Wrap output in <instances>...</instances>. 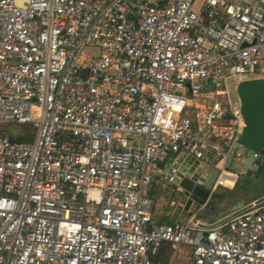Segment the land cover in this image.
<instances>
[{"label": "built area", "instance_id": "1", "mask_svg": "<svg viewBox=\"0 0 264 264\" xmlns=\"http://www.w3.org/2000/svg\"><path fill=\"white\" fill-rule=\"evenodd\" d=\"M197 2L0 0V264H153L162 244L264 264V197L151 222L167 160L168 182L187 157L232 188L236 150L262 159L237 88L264 79V0Z\"/></svg>", "mask_w": 264, "mask_h": 264}, {"label": "water", "instance_id": "2", "mask_svg": "<svg viewBox=\"0 0 264 264\" xmlns=\"http://www.w3.org/2000/svg\"><path fill=\"white\" fill-rule=\"evenodd\" d=\"M237 96L240 102V115L244 124L238 144L247 151L264 157V79L245 81L239 84ZM264 162V159H263ZM215 165V164H214ZM241 168L247 173L256 171L255 161L246 157ZM177 174L164 186L170 195L165 217L173 213L184 217L191 208L202 207L214 190L218 171L213 167L197 168V163L187 157H180L175 164ZM242 203L233 211L240 209Z\"/></svg>", "mask_w": 264, "mask_h": 264}, {"label": "rangeland", "instance_id": "3", "mask_svg": "<svg viewBox=\"0 0 264 264\" xmlns=\"http://www.w3.org/2000/svg\"><path fill=\"white\" fill-rule=\"evenodd\" d=\"M203 0H198L196 8L202 6ZM30 138H24L19 142H29ZM237 150L233 155V159L236 158ZM230 161L227 171L231 174H237V180L233 185L232 189L216 187L210 198L209 205L206 206V217L208 219L217 218L219 212H226L230 208L240 203H246L252 199L264 195V162L263 159L259 163H256V171L253 173H245L240 175V169L237 163ZM236 197V200L233 198ZM151 198L154 201V209L152 213V223L167 225L168 220L164 218L166 209L169 205L170 195L167 188L164 186L163 180H159L156 186L151 192ZM185 248L179 251L176 260L172 264H188L189 259H183L188 257L189 254H182ZM172 253L170 252V255ZM183 259V262L181 261ZM182 262V263H181Z\"/></svg>", "mask_w": 264, "mask_h": 264}, {"label": "crops", "instance_id": "4", "mask_svg": "<svg viewBox=\"0 0 264 264\" xmlns=\"http://www.w3.org/2000/svg\"><path fill=\"white\" fill-rule=\"evenodd\" d=\"M170 163H171V160H167L165 163H163V164H161L160 166H159V175H158V177H156V179L154 180V182H153V184H152V186H151V191H150V195H151V192H152V190H153V188L156 186V183H157V181H159V180H163V182H164V179H163V173L165 172V170L167 169V167L170 165ZM239 169H240V167H239ZM241 170H243L242 168L240 169V173H241ZM239 173V174H240ZM245 173H247V172H245L244 171V173L242 172V174H240V175H245ZM216 187L214 186V189H215ZM228 189H232V188H228ZM214 191V190H213ZM213 193V192H212ZM212 193L210 194L211 196H212ZM211 196H210V198H211ZM264 196V195H263ZM263 196H259L260 198L261 197H263ZM210 198L208 199V201L206 202V204L204 205V206H202V207H198V208H191V211L192 212H194V214H195V216L203 223V224H205V225H216L217 223H219V221H221V220H223L225 217H227L231 212H233V209H234V207L236 206H234L233 208H230L229 210H227L226 212H224V213H222V212H219V215L217 216V218H213V219H208L207 217H206V206L207 205H209V203H210ZM234 200H236V197H234L233 198ZM238 200H236V202H237ZM154 202V201H153ZM238 204H239V202H237ZM237 204V205H238ZM155 206V205H154ZM153 209H154V207H153ZM167 210V209H166ZM152 213H153V211H152ZM165 214H166V212H165ZM164 218L166 219V220H168L169 221V223H167V225H173V224H175V223H178V222H180L182 219H183V217H180L179 215H177V214H175V213H173L169 218H166L165 216H164ZM151 220H152V216H151ZM162 247H165L166 249V251L168 252V259H167V262H166V264H172L175 260H176V258H177V256H178V254H179V252L178 253H176V254H171L170 255V249H169V246L167 245V244H162L161 246H160V250H159V252L161 251V248ZM186 251L188 252V254H189V256L186 258V257H183V259L185 260V259H189V262H188V264H191L192 263V253H191V250L189 249V248H185V250L184 251H182L181 253L182 254H184V253H186ZM172 253V252H171ZM159 255V254H158ZM158 255H157V257L156 258H154V260H153V264H157V259H158ZM183 259L181 260L182 262H183ZM181 262V263H182Z\"/></svg>", "mask_w": 264, "mask_h": 264}, {"label": "trees", "instance_id": "5", "mask_svg": "<svg viewBox=\"0 0 264 264\" xmlns=\"http://www.w3.org/2000/svg\"><path fill=\"white\" fill-rule=\"evenodd\" d=\"M257 198H260V197H257ZM257 198H255V199H257ZM165 249H166L165 247H162L161 251L158 252L159 255H158V259L156 261L157 264H166L169 255Z\"/></svg>", "mask_w": 264, "mask_h": 264}]
</instances>
